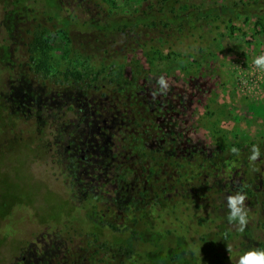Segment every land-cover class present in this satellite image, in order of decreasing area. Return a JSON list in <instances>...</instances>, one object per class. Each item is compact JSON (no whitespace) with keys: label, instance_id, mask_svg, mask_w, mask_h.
Listing matches in <instances>:
<instances>
[{"label":"rangeland","instance_id":"374dc122","mask_svg":"<svg viewBox=\"0 0 264 264\" xmlns=\"http://www.w3.org/2000/svg\"><path fill=\"white\" fill-rule=\"evenodd\" d=\"M155 1L55 0L63 14L75 21L68 32L72 45L78 47L97 46L98 43L92 32L78 22L98 25L108 18H124L147 9ZM184 1L207 4L213 0ZM214 1L230 3L245 0ZM11 7L15 8L9 9ZM44 15L42 5L32 0H0V203H4V209L8 208L7 213H3L4 209L0 206V264L30 262L31 250L35 248L38 252L45 247L47 240H36V235L31 238L29 234L40 232L41 228L49 225L45 221L51 218L62 220L67 216L69 219L75 214L71 204L76 202V196H72L69 189L75 188L76 181L72 178L64 183L61 179L59 165L53 162L55 154L49 141L59 127L56 120L63 111L64 103H67L60 99L69 94L79 95L80 90L73 86L56 85L45 89L43 82L32 76L29 70L21 85H29L33 90L44 89L48 96L55 95L53 101L45 103L44 122L36 117L39 114L35 113L37 106L28 114L12 104V92L9 91L18 71H23L28 62L27 44L36 23L49 24L47 14ZM218 27L214 49L217 52L211 56V61L199 68L195 76L173 71L137 78V82H151L161 75L168 79L170 86L184 97L187 107L182 123L184 133L205 149L220 144L225 148L230 141L239 143L257 136L264 137V73L254 70L252 65L253 58L264 53V15L240 18L218 24ZM93 54L115 58L122 56L123 51L115 49L109 54H102L95 49ZM60 56L58 47L49 52V57L57 64L61 63ZM124 76H130L127 67ZM219 184L204 186L205 197L197 202L198 208L191 209L192 215L189 210L182 209L179 213L175 209V215L181 219L171 225L176 229L174 232L186 235L188 240L192 238L194 243L199 244L188 245L193 260L198 262L196 264H237L239 255L249 248H264V206L255 204L256 197H248L249 224L243 233H239L235 225L228 223L226 203V197L237 187L231 184L222 188ZM198 218H203V222ZM182 226L184 230L180 229ZM158 231L159 225L152 232L143 231L157 244H145L144 248L157 251L166 247ZM199 236H204L207 241L201 244L197 240ZM164 242L171 240L165 238ZM227 246L231 248L230 252ZM22 255L26 256L24 260Z\"/></svg>","mask_w":264,"mask_h":264},{"label":"flooded vegetation","instance_id":"af4514ba","mask_svg":"<svg viewBox=\"0 0 264 264\" xmlns=\"http://www.w3.org/2000/svg\"><path fill=\"white\" fill-rule=\"evenodd\" d=\"M27 56L26 52L28 61ZM29 66L28 61L10 85L11 103L28 114L37 106L36 117L44 122L45 103L53 101L55 95L21 85L31 70ZM30 74L43 82L45 89L68 86L56 77L41 76L33 70ZM157 79L128 85L102 83L100 88L85 92L73 86L80 90L79 95L60 99L67 103L57 117L59 127L49 146L64 183L72 178L76 181L69 191L76 196L74 215L80 226L70 230L61 223L49 224L37 234H29L47 242L38 252L31 250V261L26 264H86L89 251L98 248L96 242L88 241L89 232L96 231L98 240L103 236L109 240L115 233L111 225L119 227L131 215V203L161 204L163 198L170 199L177 192L178 186L187 188L184 199L193 206L196 163L201 166L206 186L219 182L222 188L233 184L243 190L241 173L227 178L223 165L214 159L213 152L220 146L205 149L184 133L187 107L176 88L170 86L166 95L153 96ZM25 258L22 255V260Z\"/></svg>","mask_w":264,"mask_h":264},{"label":"trees","instance_id":"16d2710c","mask_svg":"<svg viewBox=\"0 0 264 264\" xmlns=\"http://www.w3.org/2000/svg\"><path fill=\"white\" fill-rule=\"evenodd\" d=\"M32 1L42 5L49 24L39 22L35 25L27 44L29 67L41 76L59 78L62 83L83 92L95 86L100 88L102 83L134 84L137 78L146 74L180 71L185 76L193 77L217 52L214 49L217 44L216 35L219 33L218 24L223 25L240 18L247 19L253 15H264V0L230 3L213 0L207 4L184 0H156L154 5L147 9L133 12L124 18H108L105 23L98 25L87 21L78 22V25L91 31L96 41L98 40L97 46L89 44L78 47L72 45L71 34L68 32L75 21L69 15L63 14L61 6L57 5L55 0H46L47 4L42 3L45 0ZM33 11L37 12L36 9ZM55 47L61 51L59 64L49 57V52L55 50ZM95 49L100 50L102 54L119 49L123 54L115 58L99 57L93 54ZM137 51L139 54H136ZM126 67L129 68V78L124 76ZM253 144H258L261 150L260 159L256 162L260 168L259 172L251 170L248 160ZM218 146L220 147L213 152V157L223 165L226 177L241 173L243 191L247 192L248 197H256L255 204L264 206V200L258 199L264 196V137L257 136L239 143L230 141L225 148L223 144ZM233 146L240 149V156L231 153ZM200 168L199 164L194 165L193 206H189L190 203L184 199L187 194V188L184 186H178L177 192L173 193L170 199L163 198L161 205L153 201L142 206L131 203V215L128 219L125 218L119 227L116 224L111 225L115 233L110 235L109 240L106 236L98 240L96 231L87 234L88 241L96 242L98 248L89 251L86 264H193L188 258L195 263L193 253L188 249L190 243L194 244V239L188 240V236L176 234L172 227L168 226H171L172 220L181 219L175 215V209L179 213L182 209L189 210L192 215L191 209L198 208L197 202L205 197L206 183ZM71 205L76 207L75 202ZM0 206L4 209L5 205L1 202ZM2 211L7 213L8 208ZM198 220L203 222V218ZM58 223L70 230L80 226L75 215L69 219L66 216L62 220L51 218L49 226H58ZM158 225V232L162 235L166 247L157 251L144 248L145 244H155L151 237H147V233L152 232ZM180 229L184 230V227ZM165 238L171 242L165 243ZM197 240L203 244L207 241L204 236H199ZM178 245L179 247H176Z\"/></svg>","mask_w":264,"mask_h":264},{"label":"clouds","instance_id":"9594fccd","mask_svg":"<svg viewBox=\"0 0 264 264\" xmlns=\"http://www.w3.org/2000/svg\"><path fill=\"white\" fill-rule=\"evenodd\" d=\"M254 70H259L264 73V53L257 55L252 60ZM157 88L153 91V96L157 94H167L170 89L168 79L161 75L156 81ZM231 153L236 156H240V149L233 146L230 149ZM261 150L258 144L251 146L250 155L248 156L249 164L253 172H259L260 168L256 165V162L260 159ZM235 166V162H233ZM248 199L247 192L242 189H238L235 192L229 194L226 197L227 203V220L229 224L236 226V231L243 233L249 224V209L246 206ZM228 252L231 248L227 246ZM237 264H264V248L253 247L244 251L243 254L239 255Z\"/></svg>","mask_w":264,"mask_h":264},{"label":"built area","instance_id":"2783aa9c","mask_svg":"<svg viewBox=\"0 0 264 264\" xmlns=\"http://www.w3.org/2000/svg\"><path fill=\"white\" fill-rule=\"evenodd\" d=\"M241 81V80H240ZM249 81H251V79H249Z\"/></svg>","mask_w":264,"mask_h":264}]
</instances>
